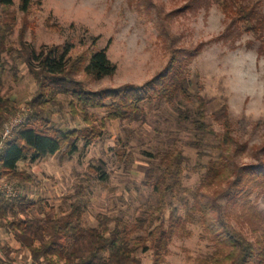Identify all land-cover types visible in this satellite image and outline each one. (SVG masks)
I'll list each match as a JSON object with an SVG mask.
<instances>
[{
    "label": "rangeland",
    "instance_id": "374dc122",
    "mask_svg": "<svg viewBox=\"0 0 264 264\" xmlns=\"http://www.w3.org/2000/svg\"><path fill=\"white\" fill-rule=\"evenodd\" d=\"M20 1L13 0L17 26L10 42H18V32L23 28L24 40L36 50L68 45L71 60L106 49L107 58L116 67L112 77L95 81L83 73L77 76L90 91L144 85L163 75L174 57L186 58V50L197 48V55L188 65V78L192 83L190 92L211 101L203 120L219 134L220 128L209 114L225 100L240 143L249 149L264 142V56L257 55V42L251 36L226 33L227 23L217 5L198 4L186 9L188 0H32L29 13L22 16ZM260 11L264 14V0ZM47 21L55 29H49ZM6 90L19 107L10 119L27 116L26 102L36 87L23 66L16 77L7 64L0 69V95ZM62 99L63 108L53 110L50 116L52 123L62 129L85 128L87 124L80 116H72ZM140 105L146 114L143 124L107 122L100 139L89 146L80 143L71 156L59 152L33 163H20L19 169L36 177L34 187L22 190L16 181L4 180L14 182L19 194L27 193L34 201L46 202L44 210L56 216L72 205H80L89 227L97 225V216L128 224L153 212L166 219L168 213L162 215L157 197L144 184L146 170L161 167V153L180 150L185 157L182 185L194 186L199 180L198 165L217 155L218 136L201 138L195 130L193 121L200 119L195 102L180 97L174 103L162 99ZM87 112L98 120L106 114L105 109L88 108ZM238 162L253 161L243 155ZM99 163L103 169L96 175L91 168ZM175 203L172 201V206ZM166 207L162 205V209ZM232 222L238 231L252 238L246 225ZM188 229L190 235L173 237L162 264H205L211 245L202 238L199 226L189 225ZM6 247L9 253L4 251ZM138 255L143 264H151L149 252ZM0 264H34L3 228Z\"/></svg>",
    "mask_w": 264,
    "mask_h": 264
},
{
    "label": "trees",
    "instance_id": "16d2710c",
    "mask_svg": "<svg viewBox=\"0 0 264 264\" xmlns=\"http://www.w3.org/2000/svg\"><path fill=\"white\" fill-rule=\"evenodd\" d=\"M261 1L188 0L186 9L198 4L217 5L227 23L226 33L251 36L261 57ZM32 4V0L20 1L18 10L22 16L29 13ZM13 7V0H0V69L7 64L16 77L23 66L36 87L26 102L31 113L0 152V175L16 181L20 189L28 190L36 182L34 175L19 169L20 163H33L59 152L71 156L80 143L89 146L100 139L107 122L143 124L146 114L140 104L144 101L165 99L174 103L181 97L195 102L200 117L193 121L195 130L201 138L218 136L217 155L198 165L199 180L194 186L182 185L185 157L180 150L161 153V167L146 170L144 184L157 197L162 215L168 213L166 219L153 212L128 224L97 216V225L89 227L80 205H72L66 213L56 216L44 210L46 202L34 201L27 193L9 200L0 197V228L11 234L18 249L25 250L34 264H143L138 254L147 252L152 257L151 264H162L173 237L190 235L188 226L196 225L212 248L205 264L207 260L209 264H264V142L249 149L240 143L225 100L209 114L219 126V134L203 120L211 101L193 95L188 78V65L198 49L186 50V58L174 57L163 75L144 85L126 84L94 92L86 89L77 76L83 73L95 81L112 77L116 67L107 58L106 49L71 60L68 45L41 46L36 50L24 40L23 28L18 32V42L12 43L9 37L17 26ZM47 27L55 29L48 21ZM60 97L67 102L71 115L80 116L87 124L85 128L62 129L52 123L53 110L63 108ZM88 108L105 109V117L98 120L90 116ZM18 111V104L6 90L0 95V130ZM243 155L253 162L239 163ZM100 169L101 163L91 168L96 175ZM172 201L177 203L172 206ZM162 205L167 207L162 209ZM232 221L246 225L252 238L238 231ZM4 251L9 253V247Z\"/></svg>",
    "mask_w": 264,
    "mask_h": 264
},
{
    "label": "built area",
    "instance_id": "2783aa9c",
    "mask_svg": "<svg viewBox=\"0 0 264 264\" xmlns=\"http://www.w3.org/2000/svg\"><path fill=\"white\" fill-rule=\"evenodd\" d=\"M26 111L28 115L31 113L30 109L25 110V112ZM28 115L22 117L20 115L17 117L15 116L3 124L0 130V152L4 146V143L8 141L11 138L13 132L25 122ZM18 195L19 189L17 188L16 184L14 182L4 180L3 176L0 175V197L4 200H9L16 198Z\"/></svg>",
    "mask_w": 264,
    "mask_h": 264
}]
</instances>
